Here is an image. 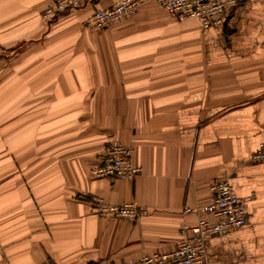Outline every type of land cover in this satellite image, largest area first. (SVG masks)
Masks as SVG:
<instances>
[{"label": "crops", "instance_id": "1", "mask_svg": "<svg viewBox=\"0 0 264 264\" xmlns=\"http://www.w3.org/2000/svg\"><path fill=\"white\" fill-rule=\"evenodd\" d=\"M93 0H0V264H121L171 251L186 213L229 180L249 222L206 241L210 264H264V0L220 27L149 0L105 29ZM111 140L134 148L131 179L97 176ZM134 202L139 218L95 204Z\"/></svg>", "mask_w": 264, "mask_h": 264}, {"label": "built area", "instance_id": "2", "mask_svg": "<svg viewBox=\"0 0 264 264\" xmlns=\"http://www.w3.org/2000/svg\"><path fill=\"white\" fill-rule=\"evenodd\" d=\"M93 0H53L45 9L44 18L53 20L66 11ZM149 0H117L112 6L97 9L86 20V27L105 29L120 22L125 16L135 12ZM167 11L179 19L194 18L203 28L222 26L227 16L237 5L238 0H156ZM3 46L0 44V55ZM134 148L118 140H111L107 145L102 163L94 169L97 176L111 179H131L141 172L142 168L133 161ZM255 161H264V142L253 154ZM252 195L240 196L232 183L227 179L214 180L210 184L209 201L195 208L186 207L185 212L206 213L211 218L199 217L193 225L184 224L181 236L175 247L165 253L145 254L139 259H129L121 264H210L206 241L214 234H223L239 229L249 222L247 204ZM98 214L111 217L137 219L146 209L134 202L124 204H107L99 199L95 204ZM37 264H50L43 260ZM109 264V263H106Z\"/></svg>", "mask_w": 264, "mask_h": 264}]
</instances>
